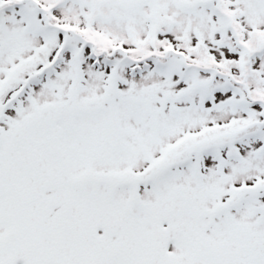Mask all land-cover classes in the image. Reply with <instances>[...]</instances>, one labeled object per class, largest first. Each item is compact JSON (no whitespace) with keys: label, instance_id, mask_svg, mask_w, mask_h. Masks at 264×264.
Returning <instances> with one entry per match:
<instances>
[{"label":"snow or ice","instance_id":"obj_1","mask_svg":"<svg viewBox=\"0 0 264 264\" xmlns=\"http://www.w3.org/2000/svg\"><path fill=\"white\" fill-rule=\"evenodd\" d=\"M0 264H264V0H0Z\"/></svg>","mask_w":264,"mask_h":264}]
</instances>
